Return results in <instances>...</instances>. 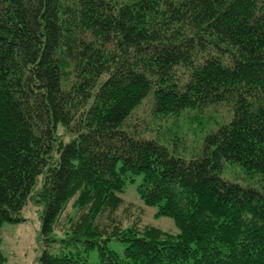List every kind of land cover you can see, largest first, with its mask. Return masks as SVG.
<instances>
[{
  "label": "trees",
  "instance_id": "1",
  "mask_svg": "<svg viewBox=\"0 0 264 264\" xmlns=\"http://www.w3.org/2000/svg\"><path fill=\"white\" fill-rule=\"evenodd\" d=\"M145 101L231 119L178 153L129 125ZM138 176L177 235L120 228ZM29 203L40 264H264V0H0V228Z\"/></svg>",
  "mask_w": 264,
  "mask_h": 264
},
{
  "label": "rangeland",
  "instance_id": "2",
  "mask_svg": "<svg viewBox=\"0 0 264 264\" xmlns=\"http://www.w3.org/2000/svg\"><path fill=\"white\" fill-rule=\"evenodd\" d=\"M153 110V104L145 101L138 110L134 111L128 120L129 125L132 128H138L144 136L157 139L172 150H177L178 153H181L184 148L196 151L212 128L210 122L214 124L223 121L224 118L226 121L231 119L229 116L224 117L227 114L225 108H219L218 111L211 108L202 112H187L186 116L177 118V120L173 117L164 118L157 123L154 122L156 118ZM177 137H181L183 141L180 142ZM222 176L227 180L244 185L255 187L263 185L258 177L248 178L237 167L226 168ZM141 181L142 176L136 177L134 182L128 181L124 191L119 193L123 204L116 211L115 217L121 220L120 228L137 227L140 230L152 228L161 234L177 235L179 230L172 218L160 216L158 207L145 204L138 191ZM41 211L42 208L39 205L29 203L22 212L23 223L4 224L0 228L2 238L0 251L4 257L0 264H40ZM110 247L117 251L122 249L117 241H111ZM96 259L97 254L94 253L93 260Z\"/></svg>",
  "mask_w": 264,
  "mask_h": 264
}]
</instances>
